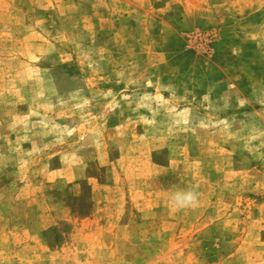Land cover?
<instances>
[{
    "label": "rangeland",
    "instance_id": "rangeland-1",
    "mask_svg": "<svg viewBox=\"0 0 264 264\" xmlns=\"http://www.w3.org/2000/svg\"><path fill=\"white\" fill-rule=\"evenodd\" d=\"M0 264H264V0H0Z\"/></svg>",
    "mask_w": 264,
    "mask_h": 264
},
{
    "label": "clouds",
    "instance_id": "clouds-1",
    "mask_svg": "<svg viewBox=\"0 0 264 264\" xmlns=\"http://www.w3.org/2000/svg\"><path fill=\"white\" fill-rule=\"evenodd\" d=\"M185 168H183V186L177 185L172 189L170 204L175 210H194L199 206L201 194L194 185L186 186L184 182Z\"/></svg>",
    "mask_w": 264,
    "mask_h": 264
}]
</instances>
